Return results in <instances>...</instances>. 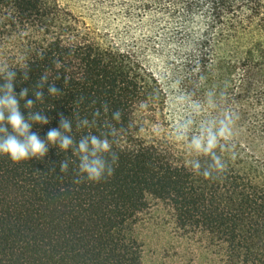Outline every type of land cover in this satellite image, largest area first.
I'll return each instance as SVG.
<instances>
[{
	"label": "trees",
	"instance_id": "16d2710c",
	"mask_svg": "<svg viewBox=\"0 0 264 264\" xmlns=\"http://www.w3.org/2000/svg\"><path fill=\"white\" fill-rule=\"evenodd\" d=\"M82 2L91 20L68 0H0V62L17 70L16 91L28 87L32 99L48 75L32 110L51 122L33 131L46 137L63 113L79 141L108 122L119 132V160L112 176L77 184L70 149L49 145L43 159L20 162L0 154V264H144L153 228L169 227L199 243L211 264H264L261 137L242 130L245 118H264V0ZM162 54L185 74L203 114H239L227 170L216 178L188 166L197 131L178 140L184 126L171 110ZM53 83L62 96L49 94ZM97 109L95 127L76 128L77 116L92 120Z\"/></svg>",
	"mask_w": 264,
	"mask_h": 264
},
{
	"label": "clouds",
	"instance_id": "9594fccd",
	"mask_svg": "<svg viewBox=\"0 0 264 264\" xmlns=\"http://www.w3.org/2000/svg\"><path fill=\"white\" fill-rule=\"evenodd\" d=\"M59 65V61H54ZM17 70L10 67L6 61L0 62V154H7L14 162L29 160L32 158L43 159L49 153V145L58 147L61 151L71 150L78 155V173L74 183H81L86 178L99 182L105 176H112L113 165L119 160V155L113 151V145L119 143L118 130L108 122H105L106 131L100 135L82 136L76 141L70 135L73 128L72 120L60 113L59 127L50 128L46 137H42L39 131H33V125H48L51 118L43 111L32 109L38 101L44 99L42 89L48 82V75L45 73L39 78L36 90L33 93L34 99L29 98V88L21 87L16 91ZM23 79H30L29 71H23ZM59 79V77H57ZM48 92L52 97H60L63 91L55 84H50ZM23 100V108L28 109L27 115L21 110L20 101ZM104 112H108L105 104ZM100 110L93 113V119L79 118L77 116L76 128L91 129L96 126ZM116 121H120L121 112L117 110L112 114ZM240 119L239 114L233 108H227L218 118L209 119L201 124L198 131L193 133L187 143L194 150L196 158L188 162L190 169L205 178H216L220 173L227 170L228 163L225 153L233 146L236 135L235 126ZM184 126L178 130V140L184 141L189 132ZM111 137V139H109ZM199 157H204L201 160ZM54 163V162H53ZM61 172H67L69 168L68 159H63L59 164ZM55 167L50 171H55Z\"/></svg>",
	"mask_w": 264,
	"mask_h": 264
},
{
	"label": "rangeland",
	"instance_id": "374dc122",
	"mask_svg": "<svg viewBox=\"0 0 264 264\" xmlns=\"http://www.w3.org/2000/svg\"><path fill=\"white\" fill-rule=\"evenodd\" d=\"M78 12L83 13L91 20L88 9L83 5L82 0H68ZM160 63L159 68L163 70L166 84L171 92V110L176 118L187 126L190 130L198 131L201 124L209 119L215 118L214 115L203 114V102L186 92L184 82L185 74L176 69L167 55H160L157 59ZM202 115L206 116L203 117ZM264 118H245L244 134H257L260 138L259 149L256 153V164L264 168ZM170 230L153 228L150 239L148 240L145 253L144 264H211L203 256V249L199 243H191L182 240L176 233V229L169 227ZM206 260V261H205Z\"/></svg>",
	"mask_w": 264,
	"mask_h": 264
}]
</instances>
